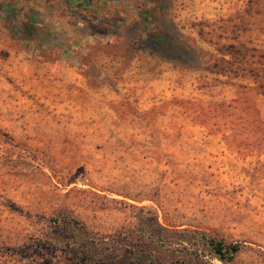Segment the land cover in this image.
Returning a JSON list of instances; mask_svg holds the SVG:
<instances>
[{
	"label": "rangeland",
	"instance_id": "rangeland-1",
	"mask_svg": "<svg viewBox=\"0 0 264 264\" xmlns=\"http://www.w3.org/2000/svg\"><path fill=\"white\" fill-rule=\"evenodd\" d=\"M146 208L264 264V0H0V264Z\"/></svg>",
	"mask_w": 264,
	"mask_h": 264
},
{
	"label": "trees",
	"instance_id": "trees-1",
	"mask_svg": "<svg viewBox=\"0 0 264 264\" xmlns=\"http://www.w3.org/2000/svg\"><path fill=\"white\" fill-rule=\"evenodd\" d=\"M146 209L133 228L123 227L105 237L83 235L84 244L80 246L87 250L88 256L92 251L91 256L98 254L100 263L95 264H213V259L234 264L241 249L239 242H228L200 228L163 225L154 208ZM71 221L58 215L56 222L66 228ZM74 224L75 229L66 234L79 237L85 227L77 220Z\"/></svg>",
	"mask_w": 264,
	"mask_h": 264
}]
</instances>
